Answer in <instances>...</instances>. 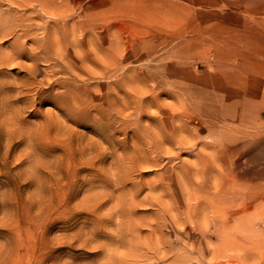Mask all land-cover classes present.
I'll use <instances>...</instances> for the list:
<instances>
[{"label":"rangeland","instance_id":"rangeland-1","mask_svg":"<svg viewBox=\"0 0 264 264\" xmlns=\"http://www.w3.org/2000/svg\"><path fill=\"white\" fill-rule=\"evenodd\" d=\"M50 40L72 62L75 50L96 54L102 47L105 76L81 73L73 62L87 82L66 91L69 76H53L38 55ZM263 75L264 0H0V264H210L223 256L230 264H264V228L254 234L234 227L237 244L228 248L206 214L211 183L225 180L238 198L261 182L238 165L255 171L264 161L258 168L248 153L236 154L234 173L209 175L208 184L204 169L200 187L197 180L179 186L195 157L183 154L189 166L170 172L137 166L127 150L136 138L130 133L125 142L123 133L131 110L122 112L123 100L150 91L146 102L159 95L167 105L150 110L181 115L197 101H218L215 91L229 82L238 89L256 81L264 102ZM84 101L93 107L77 106ZM237 127L231 139L254 138V125ZM198 146L214 149L209 141ZM169 175L180 178L176 186L160 187Z\"/></svg>","mask_w":264,"mask_h":264},{"label":"bare ground","instance_id":"bare-ground-1","mask_svg":"<svg viewBox=\"0 0 264 264\" xmlns=\"http://www.w3.org/2000/svg\"><path fill=\"white\" fill-rule=\"evenodd\" d=\"M261 3H263V2L261 1ZM255 4L257 5V3H255ZM38 10H39V8H38ZM39 13H41V11H39ZM56 15L57 14L53 15L52 17H56ZM52 19H54V18H52ZM56 20H58V19H56ZM102 37H103L102 40H105V35ZM54 38L56 39V37H54ZM55 39H54V41H57ZM54 41L50 40L49 41L50 43L43 45V49L41 48V52L38 55L41 58V60H43L45 62H50V66L53 68V70L51 71L53 76H56L57 74H60V73H62L65 76H69V79H67V80L65 79V81L62 82L63 87L66 91L73 90V88L77 87L78 82H82L84 84H86V82H87L82 77V75H80L79 73L78 74L74 73V69H77V67L74 66L73 62H76V63H79L80 65H82L81 69H78L80 71H84L81 73L89 72L90 74H88V73H86V74L89 76L91 75V77H93V78H98V77L100 78V77L105 76V60H104L105 50L102 47H100L96 51V54H92L91 52H89L86 49H81L80 53H79V51L75 50V52L73 53L74 61L72 62L71 58H70V60L66 61L65 58H63V56H62V52L58 53L57 51L53 50L54 47H60L61 46V43L54 42ZM78 43L82 44L83 42H78ZM98 44L101 45V42L99 40H98ZM64 48H65V46H64ZM150 54H151V52H150ZM90 63H93V65H95V66H99V70H98L99 73L95 74L96 72L93 73L92 71H90V69H88V67L90 66L88 64H90ZM114 66H115V64H114ZM91 69H93V67H91ZM185 70H186V68H185ZM187 71H188V69H187ZM173 72H170V73L167 72V73L173 74ZM183 74H185V73L183 72ZM215 74H217V73H215ZM214 77H215V75H214ZM181 81H183V80H181ZM260 81H263V80H260ZM90 82H92V81H90ZM255 82L256 81H254V83L253 82L250 83V85L247 88L244 86V85H246V83H242V86L239 87L238 89L235 87V85H239L238 83H230V82L225 83V84L221 85L222 86L221 90L220 89L216 90L214 93V96L218 97V101L216 99L215 102L206 103V102H199V101L195 100V98H194V100L197 102H195L193 107L189 110L190 112L187 111L181 115L175 113L174 112L175 110L171 111L170 109L166 113L162 112L161 115H158V113H155V112H153V110H150V108H153V106L159 107L160 109H162V111L167 107V105H165L166 103L164 104V103L159 102V98H158L159 95H157L155 98L151 97V100L146 102L147 99L150 98L148 96L150 94V91H147V92L143 93L142 95L140 94L138 96V101L137 100L131 101V100H123L122 99L123 100V102H122L123 111L122 112L125 114L131 110L126 115H124V121L123 122L126 124V128L123 131V133L125 135L124 141L125 142L128 141L130 133H132L134 135V137L136 138V140L133 137L131 138V143H133V144L130 148L127 149L130 151L131 158L136 159L137 166H139V167L140 166L146 167V168L156 167V168H154L156 170H158L159 168H163V169L166 168L167 172H170V171H174L176 168H178L180 166H182V167L189 166V165H187V163L185 161H183L181 159L183 154H187V155L189 154V155H192V157L194 156L195 162L190 163L193 168L192 169L189 167L187 168L189 179L183 178L184 182L182 181L181 183H179V186H181V185L184 186V185H187L189 182L193 183L194 181L197 180L196 183H197V185L199 184V187H200V185L203 181L205 183L210 184L211 181H209V180H210V176L212 178V175H216L218 177L219 174L224 176L223 173H227L228 175H230L232 172L234 173V171H235L234 169H235V165H236V163L234 161V157L236 154H240V153H248L252 160L259 163V164H257V167H258V165H260L264 161V111H263L264 110V102L260 98V96H261L260 92L262 90L260 89L259 84H255ZM182 85H180V88ZM209 86H211V84ZM134 89H132V90H134ZM184 89L185 88H183V90H182V88H181L182 91H184ZM191 89H192V87H191ZM217 89H218V87H217ZM128 90H130V89H128ZM145 95L147 96V99L143 98V96H145ZM65 97L66 96H63L62 98L67 99ZM249 97L254 98L255 100L253 99V101H252ZM133 99H135V98H133ZM73 101H74V99H73ZM164 102H166V101H164ZM192 104L190 103V106ZM77 106H79V107L85 106V107H87V109L88 108L91 109L93 107L92 103H90L89 101L80 102V103H78ZM261 106L263 108L257 109V107L259 108ZM182 107H183V105H182ZM184 107H185V105H184ZM114 110H115V108H114ZM183 111H185V110H183ZM181 112H182V110H181ZM145 119L151 120L152 123H146ZM192 125H193V127L191 128L190 126H192ZM238 125H241V126L243 125V127H246V128H252L251 126L254 125L257 129V130H254L256 132L253 131L255 133L254 138L251 137L252 134L247 135L248 137L250 136V138L248 139V141L246 140L244 143H239L238 142L239 140L237 138L231 139V137H229L230 135H228V132L233 131L232 129H234ZM237 130H238V127H237ZM243 131H245V130L243 129ZM240 133H241V131H240ZM244 133H248V131L243 132L242 135H244ZM239 137H240V135L238 136V138ZM240 139H242V138L240 137ZM204 140H205V142H204ZM206 140H208L214 147L213 151L211 150L212 151L211 153H208L207 151L205 152V151H202L199 149L198 144H202V143H206V142L208 143V141H206ZM161 150L167 154L166 157L162 156ZM127 159H128V156H127ZM246 167H249V166H246ZM246 167L242 168V165H238V168L241 169L242 174L247 175V178L251 174H253L255 177H257L258 180L261 181L255 190L252 189L253 191H245L244 193L241 192L239 194L238 198H235L234 197L235 195L233 193L229 192V190H227L229 188H227L225 190V188H224V181L225 180H222L223 183H221V184L219 181V185H221V187L218 186V181L216 183L215 182L211 183L212 185L209 186V188L211 190V194H210V198H207V199H209V201H211V202H208L210 204V207H209L207 202H206V204L208 206L207 205H205V206H207V208L209 207L207 211H210V212L206 213V214L210 215L209 217H210V220L212 222L211 225L213 226V228H212L213 236H215L221 242V244H223L225 247H228L229 245L234 244V243L237 244V242H236L237 238L235 237L234 232H233L234 227H237V229H238V227H242L241 229H243V227H245L247 233H249L248 231H250V233L253 232L254 234L261 232V230H263V228H264V167H261V168L258 167L259 169L255 170V171L249 170ZM204 169L205 170L207 169V173L209 172L208 176H206V177H205V174H202V173H205V172H203ZM193 170H194V172H193ZM131 172H133V171H131ZM174 174H175V172H174ZM201 174H202V176L204 175L203 176L204 178L202 177L203 181H201L202 179L199 180V177H200L199 175H201ZM162 176L163 175H161V177ZM177 176L179 177V174ZM181 176L183 177L182 173H181ZM216 176H214V177L216 178ZM225 177H227V175ZM231 177H233V176L231 175ZM179 179L180 178L177 179L176 177L171 176V175L164 177L163 183L160 185V187H166L168 189H172L173 185L176 186V183H178ZM198 180L200 182H198ZM217 180H220V179H217ZM214 181H215V179H214ZM241 183L243 184V182H241ZM247 185L248 184H246V186ZM227 186H228V184H227ZM182 187H180V188H182ZM186 188L189 189V187H186ZM201 188H202V186H201ZM233 188L234 187H232V189ZM186 190H184V192L188 193L189 190H187V191ZM241 190L244 191L243 189H241ZM231 191H233V190H231ZM184 192L182 191V193H184ZM199 192H200V190H199ZM196 193H197V191H196ZM190 194L191 193L185 194V195L190 196ZM185 195L183 194L184 197H185ZM194 195H197V194H194ZM194 195L192 197L193 201H194ZM198 195H200V194L198 193ZM189 196L185 197V199L186 198L188 199ZM200 196H198V197L200 198ZM206 196H204L203 198L206 199ZM159 197H160V195H159ZM195 197H197V196H195ZM163 198H164V196H163ZM169 198H170V196H169ZM205 199H204V203H205V201H208L207 199L206 200ZM157 201L156 200H153L152 202L149 201V204L154 205V206H158ZM166 201H168V200H166ZM195 202H196V198H195ZM163 203H165V202H163ZM196 203H200V202L197 201ZM167 204H168V202H167ZM173 205L174 204H172V206ZM159 206H162V203L159 204ZM190 207H192V206H190ZM205 209H204V212H206ZM205 215H204V217H206ZM205 222H206V220H205ZM202 224H203V222H202ZM205 224H207V223H205ZM200 225H199V228H200ZM207 228L208 229H205L203 231L204 235H205V233L211 231V228H209V227H207ZM242 232H244V231L242 230ZM259 234H257V237L259 236L258 238H260ZM246 238H247V236H246ZM247 239H251V238H247ZM230 247H228V248H230ZM227 252H229V251H227ZM227 252H226V255L231 253V250L229 253H227ZM262 255L264 256V253ZM223 258H224V260L218 259L216 262L210 263V264H230L229 260H226L227 259L226 256L225 257L223 256ZM115 264H121V262H118ZM180 264H189V261L188 260L187 261H181Z\"/></svg>","mask_w":264,"mask_h":264}]
</instances>
